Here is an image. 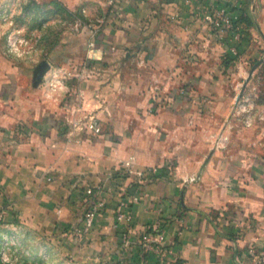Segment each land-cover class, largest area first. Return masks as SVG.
<instances>
[{"label":"crops","instance_id":"0c3cea01","mask_svg":"<svg viewBox=\"0 0 264 264\" xmlns=\"http://www.w3.org/2000/svg\"><path fill=\"white\" fill-rule=\"evenodd\" d=\"M24 1L75 18L48 50L49 66L92 64L68 93L46 98L38 66L6 52L0 22V252L17 227L68 264H156L139 237L161 219L177 264H264L250 251L264 250V128L246 138L250 127L233 114L252 61L264 57V0ZM223 5L251 20L229 63L226 34L204 18ZM263 107L255 103L253 125L264 121ZM88 114L101 132L70 134L69 119ZM222 130L227 144L215 149ZM131 157L134 173L124 167ZM149 167L156 173L139 183L136 171ZM192 174L199 179L185 183ZM88 186L107 207L79 236ZM138 190L131 221L119 222L122 194Z\"/></svg>","mask_w":264,"mask_h":264},{"label":"built area","instance_id":"2783aa9c","mask_svg":"<svg viewBox=\"0 0 264 264\" xmlns=\"http://www.w3.org/2000/svg\"><path fill=\"white\" fill-rule=\"evenodd\" d=\"M205 20L209 23L211 29L218 32H223L226 34L229 41L228 48L229 51L234 55H239L242 49V41L248 38V24L244 20H240V16L237 10H234L233 6L229 7L227 5L223 6H210L206 8ZM8 50L11 52H16L22 55L25 50L23 45L28 43L25 37L19 36L15 30L8 33ZM88 70V71H87ZM87 71V76H89L91 70L90 65H85L83 69L77 66H65V65H53L50 66L47 72L44 74L41 80V86L46 98L58 99L62 95L68 93L71 90L70 79L76 77H83ZM255 100L252 95L243 92L236 97L233 114L236 116H241L243 122L246 125H251L254 122V108ZM263 113L261 116L264 118V107L262 108ZM69 133L75 134L78 132L84 134H94L98 135L101 132V123L98 117L88 114L83 117L74 116L68 121ZM228 134L225 131H220L214 142L215 149H221L226 146L228 141ZM134 159L131 157L126 160L124 167L126 171L133 172L132 165ZM157 171L156 167H149L146 169L136 171L138 176V182L142 183L144 180H148L150 175H154ZM199 179L198 174H192L184 178L185 183L195 182ZM87 199L86 205L82 213L80 224L74 227L76 234L82 236L94 228L96 223V216L104 211L107 207L106 196L99 195L93 186H88L86 189ZM141 192L135 191L132 193L125 192L120 198V209L117 213L118 221L123 223L125 221H131L133 217L132 207L134 203L141 200ZM6 207L0 209V221L4 219L6 214ZM19 233L16 227L11 233L4 235L3 242V258L7 261H11L7 245L10 241L19 240L17 237ZM122 243L124 246L131 245V236L126 228L122 231ZM16 242V241H15ZM167 234L166 228L163 221L157 220L149 224L139 237V243L141 249L144 252L152 251L156 254V264H177L178 259L172 256V251L166 244ZM251 253L258 254L260 258H264V250L258 251L257 248L252 245L250 248ZM19 262H22L20 257H16ZM141 264H149L147 259H144Z\"/></svg>","mask_w":264,"mask_h":264},{"label":"rangeland","instance_id":"374dc122","mask_svg":"<svg viewBox=\"0 0 264 264\" xmlns=\"http://www.w3.org/2000/svg\"><path fill=\"white\" fill-rule=\"evenodd\" d=\"M0 9V22L4 28L3 40L6 52L23 66H38L47 62L48 50L59 39L63 27L75 24L73 15L61 7L58 9L49 7V5L38 6L24 0H3ZM52 20L54 21L52 22ZM12 30L28 40V43L23 45L25 52L22 55L8 50L7 36ZM253 65L251 63V68ZM251 79L253 80L251 81ZM72 84L77 83L72 82ZM241 90L252 95L255 102L258 103V100L264 96V64L260 63L256 67L251 78L244 81ZM261 112L263 113V111ZM244 127H250L244 136L254 138L259 132L258 130L264 128V121L255 125H244ZM244 131L246 130L244 129ZM17 237L19 240L10 241L7 245L11 261L3 258L4 247H2L0 264H68L64 258L59 257L58 251L49 248L47 240L34 241L33 245L31 241L28 243L27 237L20 231ZM17 256L22 262L16 259Z\"/></svg>","mask_w":264,"mask_h":264},{"label":"trees","instance_id":"16d2710c","mask_svg":"<svg viewBox=\"0 0 264 264\" xmlns=\"http://www.w3.org/2000/svg\"><path fill=\"white\" fill-rule=\"evenodd\" d=\"M233 8H234V10H237V11H238L239 16H240V20H244V21H246L248 25L251 23V20H250L249 17L245 14L244 11H242V10H238L237 7H234V6H233ZM247 33H248V35H249V32H247ZM248 39H249V36H248V38H246V39H244V40L242 41L241 45H242L243 47H244L245 44H247ZM243 47H242V48H243ZM241 51H242V49H241ZM240 54H241V52L239 53V55H234V54H232V53L229 51V48H228L227 53H226L225 62H228V63H229V62L233 61L234 59L238 58V56H240ZM259 60H260V58H257V59H255L254 61H252V65L255 64V63H257ZM91 64H92V63H89V65H91ZM261 64H264V61H262ZM258 103H264V96H263L260 100H258ZM158 168H161V170H162V173H161V174H167V173H166V170L168 169V165H162V166H160V167H158ZM132 184L138 186V182H135V183H132Z\"/></svg>","mask_w":264,"mask_h":264},{"label":"water","instance_id":"95a60500","mask_svg":"<svg viewBox=\"0 0 264 264\" xmlns=\"http://www.w3.org/2000/svg\"><path fill=\"white\" fill-rule=\"evenodd\" d=\"M262 61H263V59H260L257 63H255V64L253 65V67L251 68V71H250V73H249V76H248L247 80H249V79L251 78V76H252L254 70L256 69V67H257ZM49 67H50V66H49V63H48V62H43V63H41L40 65H38V70H39L40 73H41V76H40L39 82H41V80H42L44 74L47 72V70L49 69ZM244 87H245V86H244ZM243 90H244V88H243ZM243 90H241V93H240V94L243 93Z\"/></svg>","mask_w":264,"mask_h":264}]
</instances>
